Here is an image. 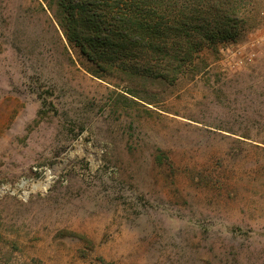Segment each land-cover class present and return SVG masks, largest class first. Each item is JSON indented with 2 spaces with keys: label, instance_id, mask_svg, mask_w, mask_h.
<instances>
[{
  "label": "rangeland",
  "instance_id": "374dc122",
  "mask_svg": "<svg viewBox=\"0 0 264 264\" xmlns=\"http://www.w3.org/2000/svg\"><path fill=\"white\" fill-rule=\"evenodd\" d=\"M244 5L168 82L91 62L51 0H0L10 264H264V0Z\"/></svg>",
  "mask_w": 264,
  "mask_h": 264
},
{
  "label": "trees",
  "instance_id": "16d2710c",
  "mask_svg": "<svg viewBox=\"0 0 264 264\" xmlns=\"http://www.w3.org/2000/svg\"><path fill=\"white\" fill-rule=\"evenodd\" d=\"M51 2L65 35L91 62L170 82L203 44L236 37L246 0ZM2 262L10 264L0 253Z\"/></svg>",
  "mask_w": 264,
  "mask_h": 264
},
{
  "label": "bare ground",
  "instance_id": "6f19581e",
  "mask_svg": "<svg viewBox=\"0 0 264 264\" xmlns=\"http://www.w3.org/2000/svg\"><path fill=\"white\" fill-rule=\"evenodd\" d=\"M49 177V176H48ZM49 184V183H48Z\"/></svg>",
  "mask_w": 264,
  "mask_h": 264
}]
</instances>
